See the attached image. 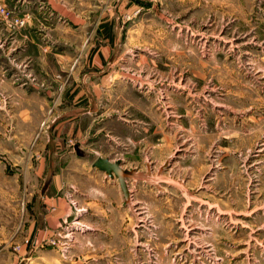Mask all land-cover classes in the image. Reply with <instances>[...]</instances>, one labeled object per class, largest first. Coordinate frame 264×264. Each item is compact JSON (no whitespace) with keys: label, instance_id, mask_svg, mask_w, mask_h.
<instances>
[{"label":"rangeland","instance_id":"obj_1","mask_svg":"<svg viewBox=\"0 0 264 264\" xmlns=\"http://www.w3.org/2000/svg\"><path fill=\"white\" fill-rule=\"evenodd\" d=\"M0 264H264V0H0Z\"/></svg>","mask_w":264,"mask_h":264},{"label":"water","instance_id":"obj_2","mask_svg":"<svg viewBox=\"0 0 264 264\" xmlns=\"http://www.w3.org/2000/svg\"><path fill=\"white\" fill-rule=\"evenodd\" d=\"M94 166L113 177L119 174L120 160L112 161L109 157H98L94 161ZM123 186L125 187L124 183Z\"/></svg>","mask_w":264,"mask_h":264},{"label":"crops","instance_id":"obj_3","mask_svg":"<svg viewBox=\"0 0 264 264\" xmlns=\"http://www.w3.org/2000/svg\"><path fill=\"white\" fill-rule=\"evenodd\" d=\"M110 158V157H109ZM112 159V158H111ZM62 202H58V208H56V210H58L59 208H61ZM59 211V210H58Z\"/></svg>","mask_w":264,"mask_h":264}]
</instances>
